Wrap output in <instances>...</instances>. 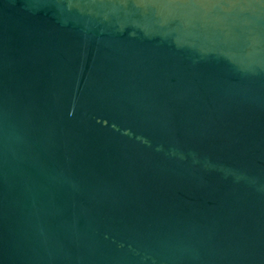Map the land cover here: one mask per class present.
Returning a JSON list of instances; mask_svg holds the SVG:
<instances>
[{
    "label": "water",
    "instance_id": "water-1",
    "mask_svg": "<svg viewBox=\"0 0 264 264\" xmlns=\"http://www.w3.org/2000/svg\"><path fill=\"white\" fill-rule=\"evenodd\" d=\"M0 264H264V0H0Z\"/></svg>",
    "mask_w": 264,
    "mask_h": 264
}]
</instances>
